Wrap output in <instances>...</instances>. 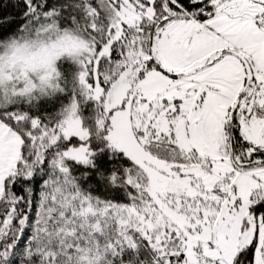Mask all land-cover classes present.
<instances>
[{"label":"snow or ice","instance_id":"obj_1","mask_svg":"<svg viewBox=\"0 0 264 264\" xmlns=\"http://www.w3.org/2000/svg\"><path fill=\"white\" fill-rule=\"evenodd\" d=\"M0 49V264H264V0H0Z\"/></svg>","mask_w":264,"mask_h":264},{"label":"clouds","instance_id":"obj_2","mask_svg":"<svg viewBox=\"0 0 264 264\" xmlns=\"http://www.w3.org/2000/svg\"><path fill=\"white\" fill-rule=\"evenodd\" d=\"M78 37H75V34H72L70 38H57V37H35L26 35L21 38V44H27L26 53H41L43 48L46 46L49 50L52 49L53 45L56 46L55 50L61 53V57H66L68 52L73 50V46L79 42ZM65 49L67 51H65ZM3 54V53H0Z\"/></svg>","mask_w":264,"mask_h":264},{"label":"trees","instance_id":"obj_3","mask_svg":"<svg viewBox=\"0 0 264 264\" xmlns=\"http://www.w3.org/2000/svg\"><path fill=\"white\" fill-rule=\"evenodd\" d=\"M60 60L61 61H59V60L57 61L58 64H60L61 62H70V61H66L65 57H61Z\"/></svg>","mask_w":264,"mask_h":264},{"label":"rangeland","instance_id":"obj_4","mask_svg":"<svg viewBox=\"0 0 264 264\" xmlns=\"http://www.w3.org/2000/svg\"><path fill=\"white\" fill-rule=\"evenodd\" d=\"M0 53H3V50L2 49H0Z\"/></svg>","mask_w":264,"mask_h":264}]
</instances>
